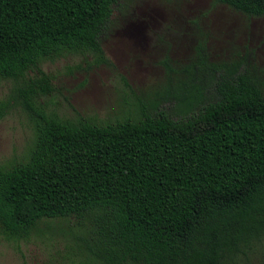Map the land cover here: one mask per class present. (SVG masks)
<instances>
[{
  "label": "trees",
  "instance_id": "trees-1",
  "mask_svg": "<svg viewBox=\"0 0 264 264\" xmlns=\"http://www.w3.org/2000/svg\"><path fill=\"white\" fill-rule=\"evenodd\" d=\"M117 1L0 0V79L34 121L25 160L0 168V233L75 217L88 226L67 264H241L264 238V91L252 76L211 72L176 119L140 105L98 126L33 100L46 83L27 71L64 50L101 55ZM214 1L264 15V0Z\"/></svg>",
  "mask_w": 264,
  "mask_h": 264
},
{
  "label": "rangeland",
  "instance_id": "rangeland-1",
  "mask_svg": "<svg viewBox=\"0 0 264 264\" xmlns=\"http://www.w3.org/2000/svg\"><path fill=\"white\" fill-rule=\"evenodd\" d=\"M99 42L101 55L64 50L27 71L33 80L44 76L45 91L33 100L46 114L99 126L136 119L142 105L146 113L180 118L199 81L215 70L246 72L264 91V15L214 0H118ZM12 87L0 79V103L7 101L0 116L1 169L24 161L34 137V121L12 102ZM87 223L41 220L20 239L0 233V264H67ZM242 262L264 264V238Z\"/></svg>",
  "mask_w": 264,
  "mask_h": 264
}]
</instances>
